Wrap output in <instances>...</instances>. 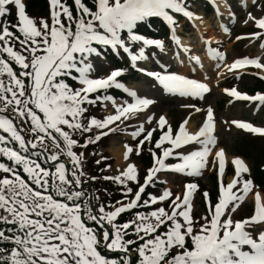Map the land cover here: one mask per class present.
<instances>
[{"label": "snow or ice", "instance_id": "obj_1", "mask_svg": "<svg viewBox=\"0 0 264 264\" xmlns=\"http://www.w3.org/2000/svg\"><path fill=\"white\" fill-rule=\"evenodd\" d=\"M49 5L51 24L41 20L37 27L26 15L22 0H0V225L4 226L0 227V264H264V198L255 193L251 218L240 222L231 219V213L253 189V181L242 176L249 169L241 159L232 161L235 178L220 186L211 219L204 217L206 222L199 232L194 231L190 216L195 183L186 185L182 201L180 197L172 201L171 214L164 207L133 212L151 209L172 196L168 189L158 197L146 193L148 187L168 183L158 174H202L217 147L211 108L195 133L186 129L187 120L175 133L171 127L162 131L155 144L161 154L151 152L153 167L142 185L137 166L132 163L118 175L103 177L121 188L123 199L115 203L102 202L99 195L86 188L83 153L74 151L75 147H87L124 131L121 125L127 127V121L138 119L154 103L119 80L125 74L123 68L102 74L104 65L98 61L106 59L104 49L126 58L130 68L151 77L169 94L203 98L210 91L205 83L173 72L168 65L161 64L158 71L144 67L168 55L173 43L183 53L192 51L176 38L178 18L190 21L197 16L188 7V0H94V10L83 0H74L75 15L67 0H49ZM13 8L18 23L10 25L6 18ZM152 18H159L168 27L171 40L167 44L138 33ZM248 21L264 30V18L249 13L245 23ZM261 38L264 34L251 36L254 40ZM208 55L225 61L215 48L209 47ZM191 60L201 63L194 54ZM247 66L264 71V63L256 58L224 64L228 72ZM112 89L121 90L129 99L118 101L109 94ZM226 94L235 101L264 107V95L249 96L236 88L226 90ZM98 104L105 108L110 104L114 114L103 119L86 116L87 106ZM145 123L152 124L153 118L146 116ZM156 123L163 130L167 121L160 117ZM232 123L264 137V127ZM94 130V137L89 136L83 145L73 138L76 133ZM155 130L146 129L142 123L128 133L134 140L146 133L137 146V155L139 146L151 141ZM49 143L58 151L50 150ZM166 143L170 147H163ZM186 145L199 147L188 154L176 151ZM125 147L127 160L133 148ZM170 158L179 162L169 164L166 161ZM215 159L223 174V149L215 151ZM133 182L138 185L134 196L130 187ZM145 194L147 198L142 199ZM204 196L207 198L208 193ZM128 213H132L131 218L120 222ZM174 250L176 254L172 255Z\"/></svg>", "mask_w": 264, "mask_h": 264}, {"label": "rangeland", "instance_id": "obj_2", "mask_svg": "<svg viewBox=\"0 0 264 264\" xmlns=\"http://www.w3.org/2000/svg\"><path fill=\"white\" fill-rule=\"evenodd\" d=\"M26 0H22V2L25 4ZM74 2V0H71ZM245 0H230L225 1L227 4V7H229V18L228 20H224V16L219 14L212 13L211 11L208 12L207 15H204L203 19H205L207 22H209L208 29L206 31L200 32L199 34H196L193 32L188 25H184L183 21L181 20L179 22V27L177 29V33L179 35L184 36V38L189 43L190 46L189 49L192 51L190 53L191 55H198L200 58V61L202 62L203 66H206V63H209L210 61L205 60L204 57V48L201 42L197 40L199 36L205 38V41L207 39L209 40L210 45L214 46L217 49H224L226 52V60H231L232 58H259L260 61H263L264 63V38H261L260 43L257 44L259 40L251 39L252 34H246L241 39L234 38V34H239L242 32H251L252 28L249 27H255L254 29L259 31L258 33L264 34V30H260L256 27L254 21H248L247 20L248 14L251 13L256 18H264L263 10L261 9V6L259 5L260 0H256V3L253 4L252 2H244ZM94 2V0H93ZM244 3V4H243ZM46 10L44 13L37 12V10L29 9L27 10L26 7V15L29 16V18L33 19L36 23L37 27L40 26V21L47 17L50 18V5L49 0H46ZM189 8L195 12L201 10L200 3L195 0H188ZM14 9V8H13ZM94 9V8H93ZM200 13V12H198ZM14 14L16 16L15 24L18 23L16 10L14 9ZM232 14V15H231ZM230 16L232 18H230ZM159 19V18H158ZM160 20V19H159ZM161 21V20H160ZM226 22V23H224ZM157 24L153 22V25H150L151 27H156ZM220 25H224L225 29H228L227 32L220 31L219 27ZM179 30V31H178ZM182 30L187 31L184 33ZM188 30H190L188 32ZM156 31H158V27H156ZM168 35V42L171 40L170 31ZM17 35H19L18 32H16ZM256 34V33H254ZM200 37V38H201ZM166 42V44L168 43ZM201 46V47H200ZM176 54H178V58L182 60L183 62L180 64H176ZM189 58H185L181 55H179V52L176 50V47L174 44L171 45V49L169 51V54L166 56L159 57V61L155 60L154 62H150L144 65L148 70H153L156 68L155 62H160L164 65H168L170 67V70L174 72V70L188 74L189 77L200 79L201 77H204L205 82L207 86L210 88L209 93L201 98L199 101V109L200 111L197 112L193 108L191 109V104L186 100L182 98H165L164 95L161 93L159 89L153 86V84L148 81L143 75V77H140L142 73L140 71H137L138 77L137 80L133 81H127L125 86L135 90L138 95L141 98H148L152 99L154 103L150 106V108L146 111V113L139 114V118H133L132 120H129L126 122L127 127L125 125H121V128H124V131H118L116 133H112L106 137H103L100 140V143L96 144L93 148V150H86L83 153V169L86 173L85 177L83 179L86 181V188L90 189L93 193L99 195L102 202H108L115 196V201L122 200L123 196L120 191L116 190L115 193L110 194L107 192V187L111 184L115 183L111 180H104L103 177L105 176H115L119 174V171L124 170L127 167L128 163H132L137 166V172H138V180L139 184H143L144 180L147 176L148 169L153 167V157L151 155V152L154 151L157 153V156L161 154V149H156L155 144L156 141L159 140L160 136L162 135V131H166L168 127H171L173 129V133L178 129L181 121H190L195 118H201L202 112L205 111V109L211 108L214 113V120L217 124V141L218 146L223 147L224 150L227 153V159H225V170L224 173L221 174L219 171V166L216 165V161L214 159V151L209 157L210 163L208 166L202 171V174L198 177H194L193 179L191 177H187L183 174H175V173H166V174H158L161 176V178H167L168 183L167 184H159L156 188L155 195L158 197L162 194V191L165 189L170 190L172 193V196L162 202L158 203L153 206H161L164 207L169 214H171L172 211V201L176 199V197H180V200H183L184 193L186 191V185L188 183H194L197 185L196 191L193 193L192 196V204H191V211L190 216L193 221L194 225V231L199 232V229L201 225H203L206 221L204 217H207V219H211L210 212L214 210V206L219 201V188L221 185L226 186L227 184L231 183V181L235 178V169L233 167L232 161L230 159L231 156L237 155L239 153L232 152V146L236 144L237 142L241 141L242 139L247 140L244 138L245 136L240 134L239 132H235L230 128L229 121L237 118H243L253 120L255 122V125L262 124L264 125V114L261 116L257 113H250L251 110L249 109L250 105H246V107H238L236 106V103L234 104H225V107L223 110L215 109L213 107V102L222 99L223 92L222 88L224 86L228 85L230 88L233 89L236 88L237 90L244 92V91H250L251 84L253 83V70H250L249 68L245 67L242 70H233L231 72H228L224 69V64H221L219 67L214 66L215 64H210V66L207 65V67L203 68L201 66L197 67L193 62L189 60ZM189 60V61H188ZM98 63H102L104 65L102 69V74L107 75L110 70H114L115 65L111 63V61L104 59L103 61H98ZM190 63V64H189ZM231 64V63H230ZM187 65V66H186ZM223 65V66H222ZM223 67V68H222ZM124 69V68H123ZM19 71V69H16ZM125 70V69H124ZM156 70H160L159 68H156ZM127 73V70H125V74ZM141 73V74H139ZM120 80V79H119ZM121 81V80H120ZM71 83V81H69ZM78 86V85H76ZM228 88V87H227ZM247 89V90H245ZM121 91V90H120ZM256 94H261L259 92H254ZM129 98L126 96V98H122V100H128ZM118 100V101H122ZM177 109V110H175ZM250 111V112H249ZM114 114V109L109 106L105 108L102 104H98L96 106H89V111L86 113V116L89 118L95 117L98 119H103L108 115ZM257 115V116H256ZM151 116L153 118L152 124H146L145 123V117ZM160 117H164L167 121V124L163 130L159 129L157 126L156 121L159 120ZM180 121V123H179ZM87 121H85L86 123ZM119 123V122H117ZM144 123L146 129H156L153 132V136L151 141H145L143 145L139 146V155H137V146L139 145L140 140L143 139L144 135L146 133L142 134L139 138L133 139L131 135L128 133L132 130H135L140 124ZM112 127H115V125H112ZM192 129L193 126H192ZM107 131V130H105ZM259 144L261 149H264V137H260L255 140ZM127 146L133 148V152L128 154V159L124 162H117V158H115L112 154V148L117 146ZM49 147H52V145L49 143ZM163 147H170L167 143ZM198 145H186L182 147L181 149H177V152H182L183 154H188L193 150L198 149ZM126 148V147H125ZM110 149V150H109ZM76 149L74 148V151ZM82 150V149H81ZM76 152V151H75ZM77 153V152H76ZM81 153V152H80ZM79 153V154H80ZM240 155V154H239ZM61 160L67 161V158L64 156H61ZM99 161V163L97 162ZM169 164L177 163L179 162L176 159H169L166 161ZM249 165V161H246ZM100 164V165H99ZM68 167H72L71 163L68 162ZM244 179H250L248 177V173L242 174ZM91 177H98L95 181L91 180ZM118 186V185H116ZM120 187V186H118ZM130 187L133 188L132 196H134L135 191L138 189V185L136 183H130ZM239 188V185H238ZM106 190V191H105ZM236 191V190H234ZM260 193L261 197L264 198V187L263 190L260 192L256 186L253 185L252 192H250L246 197L245 200L240 202V206L238 207L237 211L234 213H231V219L233 222H240L247 218H250V216L254 215V202L252 200V194L254 193ZM204 193H208V197L206 198L204 196ZM110 195L112 198H110ZM118 196H121L122 199L118 198ZM146 197H142V199H145ZM131 199V196L129 197ZM113 203V202H112ZM127 203V201H125ZM152 206L151 209H138L140 211H150L155 210ZM231 207V206H230ZM158 209V208H157ZM136 210V209H135ZM129 214V213H128ZM128 214H123L120 218V222L124 221L126 216ZM130 219V218H129ZM223 219V218H222ZM259 227V226H257ZM166 229L162 228L161 231H164ZM250 230V229H246ZM258 236V235H257ZM135 238V237H131ZM190 246V240L188 241ZM176 254V250L173 251L172 255ZM133 256H135V253H133Z\"/></svg>", "mask_w": 264, "mask_h": 264}, {"label": "trees", "instance_id": "obj_3", "mask_svg": "<svg viewBox=\"0 0 264 264\" xmlns=\"http://www.w3.org/2000/svg\"><path fill=\"white\" fill-rule=\"evenodd\" d=\"M67 3L72 6V11H73V14L75 15L74 2H72L71 0H67ZM83 3H85L88 7L92 8V9L94 8L93 0H83ZM46 5H47L46 0H26L25 1V7L27 10H29V9L37 10V12H39V13L45 12ZM262 5H264V0H263ZM6 19L9 20L10 25L15 24L16 16L14 14V9H12L11 16L7 17ZM42 20H45L49 24H51L50 18L48 19L47 17H45ZM142 27L144 28L146 33H149L152 36L156 34L154 32L152 33L151 31H149L145 25H142ZM10 30L16 32L15 28H10ZM17 47H18V45H17ZM103 53L106 57H108L109 59H112L114 64H119L118 60L116 59V57H114V54H112L110 50L104 49ZM252 88H255V89L259 88L260 90H263L262 85H259L258 83ZM97 94H99V93H97ZM109 94L112 95L113 97H116V98H122L123 97V94H121L119 91H116L115 89L109 90ZM87 107H89V106H87ZM94 134H96V130H94V132H92V133H84L83 135H81L80 133H76V134H74L73 138L76 139L80 145H83L85 143V141L87 140V138L89 136L94 137ZM98 143H100V141L95 143V144H89L87 147H75V149H76L75 151L77 152V154H79L80 152L84 153L86 150L91 151L94 149L93 147ZM61 146H63V145H61ZM260 146L255 141H251L249 139H247V140L242 139L241 141H239V143H237L233 147V150L235 152H239V153L243 154V156L247 160H249L250 164H252V166H251L252 167L251 168L252 180L257 187L263 189V187H264V172L262 170H259V165L264 164V149H261ZM50 150L58 151V150L54 149L53 147H50ZM158 186H159V184H156L155 187H148L146 189V193H151V194L155 195V192L157 191L156 188ZM106 190L110 194L115 193L116 190L121 192V188L116 186V184L115 185L114 184L109 185ZM146 196L147 195L145 194L143 197H146ZM115 197L112 198V196L110 195V198H112L110 201L115 203V200H114ZM118 198L122 199L121 196H118ZM147 210H149V209H147ZM136 211H140V210H134L133 212H136ZM131 216H132V213L128 214L126 216V218L124 219V221H127L129 218H131ZM124 221H122V222H124ZM0 227H4V226L0 225Z\"/></svg>", "mask_w": 264, "mask_h": 264}, {"label": "bare ground", "instance_id": "obj_4", "mask_svg": "<svg viewBox=\"0 0 264 264\" xmlns=\"http://www.w3.org/2000/svg\"><path fill=\"white\" fill-rule=\"evenodd\" d=\"M243 1V0H242ZM245 1H250V0H245ZM212 3L214 4V6H215V8L218 10V12L221 14V15H223L224 16V20H226L227 18H229V15H230V12H229V7H226L225 6V0H212ZM244 4V3H243ZM194 13V12H193ZM195 14H197V16H196V18H194V19H192V20H190V23L191 24H193L194 26H195V28H197L196 30H200V32L203 30V31H206V29H208V26H209V22H207L206 20H204L203 18H202V16H201V14L200 13H195ZM232 15V14H231ZM187 20V19H186ZM201 20L203 21V23H201ZM228 20V19H227ZM187 21H189V20H187ZM224 23H226V22H224ZM179 31V30H178ZM221 31V30H220ZM176 38L177 39H179V40H181L182 41V44H183V47L184 48H188L189 47V45H188V42L186 41V39L185 38H181V37H179V36H176ZM209 40H211V39H207V41L209 42ZM201 47V46H200ZM183 50V49H182ZM196 55V54H195ZM206 53L204 52V57H205V60H207V61H210V60H208L207 58H206ZM178 56V55H177ZM176 56V62L177 61H180V59L178 58ZM198 56V55H197ZM189 61V60H188ZM190 64V63H189ZM201 65H202V62L200 63ZM223 64H224V62H223ZM187 66V65H186ZM202 67H203V65H202ZM259 70V72L264 76V71H262L261 69H258ZM239 71V70H238ZM206 79V78H205ZM205 79H204V77H201L200 78V81L202 82V83H205ZM185 127H186V129L188 130V131H190L191 133H194L193 131H192V129H191V123L189 124V123H187L186 125H185ZM110 150V149H109ZM217 150H220L219 148H217V149H215L214 150V159H215V151H217ZM125 152H126V148L125 147H123V146H117V147H113L112 148V154H113V156L115 157V158H117L116 160H117V162L119 163H121V162H124L126 159H125ZM225 159H227V156L225 155ZM215 161H216V159H215ZM231 161H233V159H231ZM234 169H235V166H234ZM256 193V192H255ZM255 193L254 194H252V200H253V202H254V196H255Z\"/></svg>", "mask_w": 264, "mask_h": 264}]
</instances>
